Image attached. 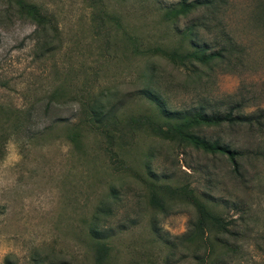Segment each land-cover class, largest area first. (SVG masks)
I'll list each match as a JSON object with an SVG mask.
<instances>
[{
    "label": "rangeland",
    "instance_id": "374dc122",
    "mask_svg": "<svg viewBox=\"0 0 264 264\" xmlns=\"http://www.w3.org/2000/svg\"><path fill=\"white\" fill-rule=\"evenodd\" d=\"M186 1L0 0V264H264V0Z\"/></svg>",
    "mask_w": 264,
    "mask_h": 264
},
{
    "label": "trees",
    "instance_id": "16d2710c",
    "mask_svg": "<svg viewBox=\"0 0 264 264\" xmlns=\"http://www.w3.org/2000/svg\"><path fill=\"white\" fill-rule=\"evenodd\" d=\"M190 8V4L188 1L183 0L182 2V12H187ZM190 34V32L188 33ZM194 57H196L198 60L205 61L206 59L215 58L216 56H219L216 52H209L205 53V49H197L196 54H193ZM147 94V93H145ZM151 96V95H148ZM160 111L162 112V105ZM239 108L238 103L231 104L226 111L221 113H212L210 115H207L203 111H198L195 115H185V117L180 120L179 123L173 122V123H166L165 130H159V132H162L163 136L167 137L169 134L171 136H180L182 140L186 139L189 140L195 147L200 148L201 150L211 153V154H224L228 157L230 164L232 166V170L235 174L239 175V162L238 157L242 155V153L238 150H235L231 148L229 145L220 144L217 141H208L205 139H202L196 135H193L187 131V129L192 124H201V125H221V124H228V125H238L243 122L247 123H254L257 124L259 122L258 117L256 116L254 120L252 121V118L245 119L244 116L239 115L237 113V109ZM92 115H95L94 111H91ZM166 122V121H165ZM159 127L157 128V130ZM199 210L202 214V220L206 219V209L203 207L202 204H199ZM203 222V221H201ZM89 232L93 236L95 241V250H94V257H93V264H108L106 261L108 248L106 244H104L102 241H100L102 233H100V230H98L95 226V224H91L89 227Z\"/></svg>",
    "mask_w": 264,
    "mask_h": 264
}]
</instances>
